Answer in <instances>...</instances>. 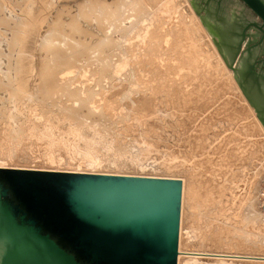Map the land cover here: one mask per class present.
<instances>
[{
    "label": "rangeland",
    "instance_id": "374dc122",
    "mask_svg": "<svg viewBox=\"0 0 264 264\" xmlns=\"http://www.w3.org/2000/svg\"><path fill=\"white\" fill-rule=\"evenodd\" d=\"M191 6V0H0V161L60 170L94 161V173L172 174L188 184L183 250L264 254L255 199L264 134ZM246 18L253 20L242 13L241 22ZM257 49L263 52L264 42ZM191 229L198 230L193 241Z\"/></svg>",
    "mask_w": 264,
    "mask_h": 264
},
{
    "label": "water",
    "instance_id": "95a60500",
    "mask_svg": "<svg viewBox=\"0 0 264 264\" xmlns=\"http://www.w3.org/2000/svg\"><path fill=\"white\" fill-rule=\"evenodd\" d=\"M238 1L253 20L222 55L264 128V0ZM181 196L178 178L0 169V264H177Z\"/></svg>",
    "mask_w": 264,
    "mask_h": 264
},
{
    "label": "bare ground",
    "instance_id": "6f19581e",
    "mask_svg": "<svg viewBox=\"0 0 264 264\" xmlns=\"http://www.w3.org/2000/svg\"><path fill=\"white\" fill-rule=\"evenodd\" d=\"M230 1H233V2H231L230 4H229V6L228 7H221V8H219V6H218V3H217V0H211V2H210V6L208 7V9L209 10H211L210 12L211 13H207L205 10H206V7L204 6V5H202V0H191V2H192V6H191V8H192V10H193V14H192V19H194L196 22H199V24L198 25H200L201 27H203L204 28V30L206 31V33L208 34L207 36L209 37V39L211 40V42L213 43L214 41V43H216V41L217 42H221V44H219V46L216 44V46H217V48H218V50H217V53L219 54V52L221 53V55H222V52H225L224 51V45L227 43V44H230V43H235L236 42V40H237V38L235 37V36H233L232 34H230L227 30H226V28H228L230 25H232V24H235L236 22H241L242 20H241V17H242V13H244V12H247L248 14H249V12H248V10L243 6V4L241 3V2H239L238 0H230ZM195 8H194V7ZM171 13H175V11H172ZM196 13H198V14H196ZM178 15V17L180 18L182 15L180 14V13H178L177 14ZM197 15L198 16H200L199 18L197 17ZM224 16V20L223 21H221V20H218L217 19V16ZM250 15V14H249ZM201 19H202V21H201ZM200 20V21H199ZM32 31V30H31ZM218 31H220L219 33H218ZM31 34V33H30ZM35 34V33H34ZM32 35V34H31ZM30 36V35H29ZM31 37V36H30ZM12 39V38H11ZM13 41V40H12ZM29 42V41H28ZM28 42H27V44H28ZM214 43H213V45H214ZM15 44V43H14ZM216 48V47H215ZM258 48H260V47H258ZM21 49V48H20ZM19 49V50H20ZM25 49V48H24ZM12 50V49H11ZM22 50V49H21ZM26 50V49H25ZM25 50H24V52L23 53H25ZM257 48L255 49V51H254V55H258V54H256V52H257ZM20 54H21V52H20ZM21 55H23V54H21ZM26 55V54H25ZM18 56V55H17ZM219 56H220V54H219ZM223 56V55H222ZM22 57V56H21ZM221 58V57H220ZM223 58H224V60L226 61V63H227V65L229 64V63H231V64H233L234 65V67L236 68V69H238V68H241L242 67V63H243V60L240 58V57H238L236 60H234L233 62H232V60H230V56H229V54H227V53H225V57L223 56ZM25 59V58H24ZM22 60V59H21ZM10 65V64H9ZM22 65V64H21ZM24 65V64H23ZM25 66V65H24ZM23 71V70H22ZM231 71V70H230ZM233 73H234V76H235V78H236V80H238V74H237V72H234L233 71ZM22 76V75H21ZM19 78V77H18ZM14 79V78H13ZM16 79V78H15ZM25 80V79H24ZM14 81V80H13ZM21 81V80H20ZM16 82V81H15ZM18 83V82H17ZM22 83V82H21ZM19 84V83H18ZM17 84V85H18ZM19 86V85H18ZM21 86V85H20ZM19 89V88H18ZM26 89V88H25ZM148 89V88H147ZM141 90V89H140ZM22 91V90H21ZM10 92V91H9ZM20 92V91H19ZM23 93V92H22ZM123 93V92H122ZM121 93V94H122ZM23 95V94H22ZM127 95V94H126ZM33 96V95H32ZM139 96V95H138ZM150 96V95H149ZM29 97V96H28ZM91 97H93V96H91ZM95 97V96H94ZM120 97V96H119ZM158 98V97H157ZM245 99V98H244ZM138 100V99H137ZM92 101H95V100H92ZM144 101V100H143ZM246 101V102H245ZM245 103L247 104V107L249 108V110L254 114V116L256 117V114H255V112H254V110H253V108L249 105V103L247 102V100L245 99ZM138 102V101H137ZM83 103V102H82ZM86 103V102H85ZM87 103H88V100H87ZM95 103V102H94ZM78 104V103H77ZM91 104V103H90ZM105 104V103H104ZM110 104V103H109ZM113 104V103H112ZM145 104H146V102H145ZM95 105H96V103H95ZM85 106V105H84ZM148 106V105H147ZM92 107V106H91ZM95 108V107H94ZM101 108V107H100ZM103 108V107H102ZM106 108H107V106H106ZM105 108V109H106ZM131 108V107H130ZM136 108V107H135ZM151 108V107H150ZM86 109V108H85ZM87 109H88V107H87ZM172 109V108H171ZM71 110V109H70ZM92 110V109H91ZM90 110V111H91ZM107 110V109H106ZM106 110H104V111H106ZM109 110H112V109H109ZM128 110V109H127ZM145 110V109H144ZM166 110V109H165ZM69 111V110H68ZM72 111V110H71ZM74 111V110H73ZM98 111V110H97ZM121 111V110H120ZM139 111V110H138ZM171 111V110H170ZM96 112V111H95ZM100 112V111H99ZM173 112V111H172ZM87 113V112H86ZM91 113H92V111H91ZM81 114H83V113H81ZM99 114V113H98ZM104 114V113H103ZM112 114V113H111ZM122 114V113H121ZM95 115V114H94ZM153 115V114H152ZM88 116V115H87ZM90 116H92V115H90ZM128 116V115H127ZM125 117V116H124ZM145 117V116H144ZM89 118V117H88ZM103 118H105V117H103ZM169 118V117H168ZM257 118V117H256ZM97 119V118H96ZM128 119V118H127ZM258 119V118H257ZM254 120V119H253ZM175 121V120H174ZM258 121V120H257ZM72 122V121H71ZM90 123V122H89ZM91 123H92V121H91ZM35 124V123H34ZM174 124V123H173ZM98 125V124H97ZM57 126H58V124H57ZM166 126V125H165ZM258 126H260L261 128H262V132H263V134H264V128L261 126V124H260V122L258 121ZM76 127V126H75ZM104 128V127H103ZM102 128V129H103ZM107 128V127H106ZM109 128V127H108ZM149 128V127H148ZM175 128V127H174ZM173 128V129H174ZM260 128V129H261ZM13 129V128H12ZM12 129H11V131H12ZM47 129H49V128H46V131H47ZM70 129V128H69ZM99 129V128H98ZM162 129V128H161ZM259 129V128H258ZM14 130V129H13ZM20 131H21V128L19 129ZM18 130V131H19ZM61 130V129H60ZM72 130V129H71ZM17 130H16V133L18 132ZM45 131V132H46ZM48 131H50V129L48 130ZM69 131V130H68ZM145 131V130H144ZM14 132V131H13ZM34 132V131H33ZM105 132V131H104ZM161 132V131H160ZM12 133V132H11ZM20 133V132H19ZM44 133V132H43ZM50 133V132H49ZM48 133V135H49V139H50V136L52 137V135H50ZM162 133H163V131H162ZM52 134V133H51ZM92 134V133H91ZM21 135V134H20ZM46 135H47V133H46ZM56 135V134H55ZM66 135V134H65ZM69 135V134H68ZM18 136V135H17ZM16 136V137H17ZM54 136V135H53ZM35 138H36V136H34ZM39 137V136H38ZM173 137V136H172ZM21 138V137H20ZM41 139H43L42 137H40ZM40 138H38V139H40ZM53 139H54V137H53ZM55 139H57L56 137H55ZM9 140V139H8ZM23 140V139H22ZM44 140V139H43ZM47 140V139H46ZM51 140V139H50ZM59 140V139H58ZM63 140V139H62ZM61 140V141H62ZM82 140V139H81ZM19 141H21V140H19ZM54 141V140H53ZM52 141V142H53ZM74 141V140H73ZM76 141V140H75ZM31 142V141H30ZM39 142V141H38ZM63 142V141H62ZM68 142V141H67ZM96 142V141H95ZM11 143V142H10ZM45 143H47V142H45ZM49 143V142H48ZM48 143L46 144V145H48ZM66 143V142H65ZM87 143V142H86ZM14 144V143H13ZM53 144L54 143H52V146H53ZM60 144V143H59ZM83 144H85V143H83ZM88 144H89V142H88ZM31 145V144H30ZM100 145V144H99ZM49 147H51L50 145H48ZM70 146V145H69ZM90 146V145H89ZM144 146V145H143ZM6 147V146H5ZM34 147V146H33ZM47 147V146H46ZM68 147V146H67ZM78 147V146H77ZM14 148V147H13ZM16 148V147H15ZM45 148V147H44ZM52 148H54V147H52ZM58 148H59V146H58ZM69 148V147H68ZM3 149V148H2ZM20 149V148H19ZM82 149V148H81ZM104 149V148H103ZM128 149V148H127ZM8 150V149H7ZM46 150H47V148H46ZM69 150V149H68ZM83 150H84V148H83ZM89 150V149H88ZM91 150V149H90ZM123 150V149H122ZM153 150V149H152ZM42 151V150H41ZM40 151V152H41ZM52 151V150H51ZM55 151V150H54ZM70 151V150H69ZM93 151V150H92ZM26 152H27V150H26ZM29 152V151H28ZM38 152V151H37ZM36 152V153H37ZM77 152V151H76ZM165 152V151H164ZM16 153V152H15ZM47 153V152H46ZM85 153H86V151H85ZM83 154V153H81V154H83V155H87V154ZM89 153H91V152H89ZM148 153V152H147ZM150 153V152H149ZM48 154V155H47ZM45 156H46V159L49 161V162H52V163H54L53 161H54V156L52 155V154H49V152L47 153ZM92 154V153H91ZM97 154V153H96ZM95 154V155H96ZM152 154V153H151ZM150 154V155H151ZM157 154V153H156ZM1 155H2V153H1ZM8 155V154H7ZM83 155H81L82 157H83ZM10 156V155H9ZM17 156V155H16ZM30 156V155H29ZM44 156V157H45ZM89 156V155H88ZM90 156H92V155H90ZM170 156V155H169ZM174 156V155H173ZM34 157V156H33ZM87 157V156H86ZM85 157V158H86ZM98 157H101V156H98ZM113 157V156H112ZM155 157V156H154ZM167 157V156H166ZM8 158V157H7ZM37 158V157H36ZM59 157H57V159H58ZM74 158V157H73ZM72 158V159H73ZM75 158H77V157H75ZM92 158V157H91ZM90 158V159H91ZM95 158L97 159V156H95ZM170 158V157H169ZM1 159V158H0ZM32 159V158H31ZM34 159V158H33ZM56 159V158H55ZM113 159V158H112ZM134 159V158H133ZM39 160V159H38ZM41 160V159H40ZM61 160V159H60ZM91 160H93V159H91ZM6 160H4L3 161V163L0 161V169H15V170H38V171H50V172H67V173H90V174H108V175H128V174H126V173H94V172H92V171H95V169H89V168H92L91 166H93L94 165V161H90V167H88L87 169H86V166H88L87 164L85 165V168L84 167H82V165H80V163H79V166H73V168H66L65 167V169H62L61 168V170H60V168H59V166L58 167H52L51 169H49V168H42L41 166V168H36V166H34V168H32V166L31 167H25V166H17V164L16 165H8V164H6V163H4ZM57 161V160H56ZM71 161V160H70ZM80 161V160H79ZM86 161V160H85ZM84 161V162H85ZM87 161H88V159H87ZM96 161V160H95ZM111 161V160H110ZM173 161V160H172ZM46 162V161H45ZM48 162V163H49ZM59 162V161H58ZM73 162V161H72ZM89 162V161H88ZM87 162V163H88ZM98 161H96V163H97ZM149 162V161H148ZM167 162V161H166ZM39 163V162H38ZM52 163H51V165H52ZM65 163V162H64ZM69 163V162H68ZM86 163V162H85ZM99 163V162H98ZM98 163H97V165H98ZM102 163V162H101ZM111 163V162H110ZM113 163V162H112ZM115 163V162H114ZM15 164V163H14ZM44 164V163H43ZM81 164H82V162H81ZM93 164V165H92ZM100 164V163H99ZM32 165V164H31ZM84 165V164H83ZM97 165H95V167L97 166ZM126 165V164H125ZM144 165V164H143ZM171 165V164H170ZM67 166V165H66ZM44 167V166H43ZM51 167V166H50ZM62 167V166H61ZM72 167V166H71ZM74 167H76V168H74ZM94 167V166H93ZM99 166H97L96 168H98ZM140 167V166H139ZM120 168V167H119ZM134 168V167H133ZM153 168V167H152ZM115 169V168H114ZM142 169V168H141ZM121 170V169H120ZM128 170H130V169H128ZM143 170V169H142ZM99 171V170H98ZM101 171H103V170H101ZM100 171V172H101ZM96 172V171H95ZM118 172V171H117ZM129 172V171H128ZM133 172V171H132ZM149 172V171H148ZM155 173H157V172H155ZM228 174V173H227ZM172 175V174H171ZM170 175V176H171ZM215 175V174H214ZM128 176H134V175H128ZM136 176H142V177H160V176H156V175H149L148 173H142V175H136ZM170 176H162L163 178H177V177H174V176H172V177H170ZM218 177V176H217ZM224 177V176H223ZM250 178V177H249ZM252 178V177H251ZM250 178V179H251ZM178 179H180L181 181H182V196H181V213H180V227H179V243H178V256H177V264H264V254H249V253H235V252H232V251H221V250H215V249H201V248H199V249H195V248H193V247H191L190 245H188L189 247H184V248H186L185 250H183V248H182V237H183V234H184V232H183V228H182V226H181V221H182V212H183V203H184V195H185V189L187 188V185H185V180H183L182 178H178ZM226 180V179H225ZM252 180H254V179H252ZM252 180H251V184L253 183L252 182ZM219 181V180H218ZM223 181V180H222ZM247 182V181H246ZM255 184H256V181L254 182ZM190 184V183H189ZM223 184H224V182H223ZM255 184L253 185V186H255ZM186 186V187H185ZM190 186V185H189ZM247 187L249 186V183L246 185ZM250 187V186H249ZM252 187V186H251ZM221 188V187H220ZM255 189V187H253V190ZM225 190V189H224ZM248 190L250 191V189L248 188ZM247 190V191H248ZM228 191V190H227ZM247 191H245V192H247ZM252 191V190H251ZM251 191L250 192H248V194L250 193L251 194ZM225 192V191H224ZM229 192V191H228ZM245 192H244V194H245ZM253 192V191H252ZM243 193V192H242ZM188 194H190V193H188ZM248 194H245V196H247V198H249V195ZM254 194V193H253ZM203 195H205V194H203ZM217 196V195H216ZM221 198V197H220ZM246 198V197H245ZM253 198V196L251 197L250 196V198L249 199H252ZM205 199H206V197H205ZM222 199V198H221ZM242 199V198H241ZM255 199H256V197H255ZM226 200V199H225ZM244 200V199H243ZM253 200V199H252ZM222 201V200H221ZM242 201V200H241ZM249 203V204H248ZM255 203V202H254ZM224 204V203H223ZM243 204V203H242ZM251 204H253V202L252 201H248V200H245V202H244V205L247 207L248 205V207H251ZM228 206V205H227ZM244 206V207H245ZM226 207V206H225ZM220 208V207H219ZM248 209V208H247ZM218 210V209H217ZM219 210H221V209H219ZM223 210H226V209H223ZM222 211V210H221ZM214 213V212H213ZM214 216V215H213ZM204 217V216H203ZM215 217V216H214ZM226 217H228V216H226ZM213 218V217H212ZM202 219V218H201ZM218 219H219V217H218ZM204 220V219H203ZM227 220V219H226ZM205 221V220H204ZM203 221V222H204ZM216 221V220H215ZM228 221V220H227ZM201 224V223H200ZM224 224H227V223H224ZM210 225V224H209ZM197 227V226H196ZM200 227V226H199ZM234 227V226H233ZM188 230V229H187ZM198 231V230H197ZM197 231H195V229H191V231L189 230V237H190V241H193L194 240V237H195V233L197 232ZM186 232V231H185ZM200 232V231H199ZM188 233V232H187ZM236 235V234H235ZM187 237V236H186ZM185 237V238H186ZM200 239H201V241H203L205 238L203 237V235L200 237ZM221 239V237L219 238L218 236H217V238H216V240H220ZM224 239V238H223ZM225 239H227V238H225Z\"/></svg>",
    "mask_w": 264,
    "mask_h": 264
},
{
    "label": "built area",
    "instance_id": "2783aa9c",
    "mask_svg": "<svg viewBox=\"0 0 264 264\" xmlns=\"http://www.w3.org/2000/svg\"><path fill=\"white\" fill-rule=\"evenodd\" d=\"M256 208L260 220L264 222V173L262 174L256 194Z\"/></svg>",
    "mask_w": 264,
    "mask_h": 264
}]
</instances>
